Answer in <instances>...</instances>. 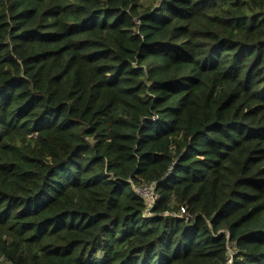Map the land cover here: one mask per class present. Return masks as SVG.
Segmentation results:
<instances>
[{"label":"trees","instance_id":"1","mask_svg":"<svg viewBox=\"0 0 264 264\" xmlns=\"http://www.w3.org/2000/svg\"><path fill=\"white\" fill-rule=\"evenodd\" d=\"M0 264H264V0H0Z\"/></svg>","mask_w":264,"mask_h":264},{"label":"built area","instance_id":"2","mask_svg":"<svg viewBox=\"0 0 264 264\" xmlns=\"http://www.w3.org/2000/svg\"><path fill=\"white\" fill-rule=\"evenodd\" d=\"M140 195H142L143 197H146L150 200H154L155 196H154V191L151 188H144V189H139L137 191ZM231 259L229 260V263H231Z\"/></svg>","mask_w":264,"mask_h":264}]
</instances>
